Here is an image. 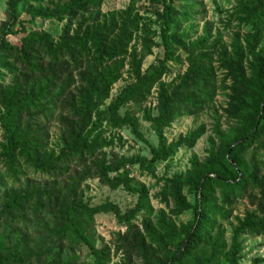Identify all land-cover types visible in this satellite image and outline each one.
<instances>
[{"label": "trees", "instance_id": "1", "mask_svg": "<svg viewBox=\"0 0 264 264\" xmlns=\"http://www.w3.org/2000/svg\"><path fill=\"white\" fill-rule=\"evenodd\" d=\"M24 1L8 0L9 18L0 27V53L4 58H13L17 64L10 71L16 76L14 83L1 91L5 109L0 110V126L7 140L4 156L14 181L20 179V172L14 167L19 157L49 180L43 185L33 184L30 180L22 190H7L4 204L0 205V224L6 220L19 226L0 239V249L8 251L11 242L20 237L30 240L28 236L35 226L34 220H45L44 215L48 216L53 207H58L57 226L47 224L44 236L47 240L52 238L60 242V256L68 246L86 245L93 260L88 264H111V249L97 247L86 233L89 224L83 219L92 223L97 215L113 213L132 226L143 214V235L138 231L134 236L118 235L129 263L136 256H143L145 264H239L241 248L236 240L232 250L225 253L220 220L228 217V213L219 207L218 195L222 201L230 202L243 199L249 191H254L264 200L263 163L258 161L264 151V49L258 51L259 36L264 31V0H243L246 8L242 22L252 25L257 33L247 40L246 48L239 40V47L229 61V67L242 77L246 75V63L251 62L254 70V96L248 107L251 118L245 122L248 128L237 132L224 155L211 164L207 175L193 183L197 195L196 219L180 228L163 212L154 215L147 190L135 186L128 171L139 166L145 173L152 172L170 152L164 146L156 148L150 144L137 120L128 115L122 117L120 111L131 102L147 100L167 73L168 61L175 60V46L183 37L181 23L188 21V14L181 8L184 6H177L176 0H150L157 19L153 20L140 13L137 4L142 0H131L126 9L109 14L102 12L104 0H69L59 6L56 15L77 20L75 28L71 22L58 39L50 32H32L21 40L20 45H13L8 36L21 33L16 26ZM157 23L159 31L154 28ZM138 36L142 49L133 51L132 45ZM161 45L165 49L162 66L143 73L144 58ZM127 61H130L134 81L120 92L108 109L103 110L114 86L123 78ZM192 78L193 74L188 72L184 85ZM199 82L207 89L206 80ZM163 94L161 98H164ZM59 111L64 144L56 155L46 151L48 137L41 125L49 124ZM106 119L112 128L129 126L139 140L149 145L152 158L123 157L109 162L103 153L105 142L101 141ZM168 119V116L161 120L149 118L161 137L163 124ZM251 150L247 160L245 156ZM88 178L99 179L111 190L122 188L137 194V205L127 214L114 204L90 207L81 196L82 186ZM3 183L4 177L0 176V185ZM32 201H35L31 212L33 218H29L26 207ZM189 207L186 202L180 203L181 210ZM245 234L264 235V219L257 221L249 212L240 221L235 238ZM33 256L34 253L28 251L23 257L0 260V264H30ZM261 263L263 260L255 262ZM54 264H70V261L57 260Z\"/></svg>", "mask_w": 264, "mask_h": 264}, {"label": "rangeland", "instance_id": "2", "mask_svg": "<svg viewBox=\"0 0 264 264\" xmlns=\"http://www.w3.org/2000/svg\"><path fill=\"white\" fill-rule=\"evenodd\" d=\"M69 0H26L20 5L21 18L16 30H21L19 35L8 36V41L13 45H20L21 40L32 32H50L58 39L65 27L73 22L75 28L78 21L70 16L57 17L59 6ZM177 6L188 14L186 22H182L180 44H176L175 60L168 61V70L156 85L152 95L145 101H134L124 106L120 115L136 119L140 131L146 140L154 147L164 146L169 155L163 157L155 170L149 173L143 172L139 166L129 168L133 184L144 187L149 195L150 205L157 216L164 213L178 228L196 219L197 195L193 183L204 178L208 169L214 162L220 159L230 144L234 135L239 131H246L248 125L245 122L251 118L249 106L253 102L254 70L251 62L246 63V75L244 77L234 73L229 67L230 59L238 49V41L246 48L248 39H251L257 31L252 25L242 22L244 7L243 0H176ZM131 0H104L102 12L109 14L114 11L126 9ZM140 13L146 17L157 20L154 7L150 0H142L137 4ZM8 0H0V27L7 23ZM264 19V14L262 15ZM26 29H22V28ZM154 28L160 30L157 23ZM180 30V27H179ZM260 34L258 51L264 49V31ZM260 33V32H259ZM178 31V36H181ZM157 41L161 44L160 37ZM133 51L142 49V41L139 36L133 43ZM165 59V49L161 45L153 50V54L143 60V73H150L162 66ZM13 58H4L0 53V110H4L2 104L3 89L11 87L14 76L10 71L16 67ZM190 72L193 78L188 85H184L185 75ZM207 81V89L199 82ZM132 81L134 76L127 61L123 71V78L117 83L111 94V98L102 106L108 109L113 100ZM164 92V94H163ZM163 94L164 98H161ZM165 100L167 103H165ZM60 111L50 119L49 124L43 123L44 135L48 137L45 145L49 153L58 155L63 148V126L58 118ZM168 116V121L163 124L162 137L152 126L149 118L162 119ZM101 141L105 142L103 153L109 162L119 161L123 157H147L152 158L149 145L139 140L129 126L112 128L109 120L103 121ZM7 144L4 131L0 126V176L4 177V183L0 185V205L4 204L6 192L11 188L23 189L31 180L33 184L43 185L49 177L36 172L23 157L15 161L14 167L20 172V179L14 181L9 170L10 164L4 156V146ZM252 150L246 154L247 160ZM263 163L264 151L258 157ZM83 201L90 207H101L106 204H114L120 207L123 214L129 213L138 202V195L124 189L111 190L102 185L97 178H88L81 190ZM219 196V207L228 213V217L221 218L223 233L222 243L226 245L225 253L232 250L234 241L240 244L239 264H255L257 260H263L264 264V235H240L235 238V231L240 221L244 220L250 212L255 215L257 221L264 219V200L259 193L249 191L243 199L222 201ZM186 202L190 207L181 210L180 203ZM35 201L26 207L29 218L32 217V209ZM53 210L46 219L34 220L35 226L28 236L30 240L18 238L11 242L8 251L0 249V260L4 262L13 257H23L27 252L34 253L30 264H54L57 260L70 261V264L91 263L92 256L85 245L68 246L62 256L59 255L60 242L56 239H46V225L52 223L57 226V209ZM49 209V208H48ZM47 214V213H45ZM143 214H140L132 226L122 222L116 215L100 214L95 221L89 223L86 228L98 248L109 247L111 250V264H145L141 256L133 260L127 259L125 251L121 248L118 235L134 236L138 231L144 234ZM43 218V217H42ZM12 222L3 220L0 224V239L15 227ZM50 227V226H49ZM57 232V229L55 230ZM12 264V262H9Z\"/></svg>", "mask_w": 264, "mask_h": 264}]
</instances>
